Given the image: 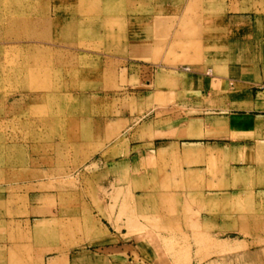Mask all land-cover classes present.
Here are the masks:
<instances>
[{
	"label": "rangeland",
	"instance_id": "obj_1",
	"mask_svg": "<svg viewBox=\"0 0 264 264\" xmlns=\"http://www.w3.org/2000/svg\"><path fill=\"white\" fill-rule=\"evenodd\" d=\"M247 52L264 75V0H0V264L121 231L148 264H264V110L183 79Z\"/></svg>",
	"mask_w": 264,
	"mask_h": 264
},
{
	"label": "crops",
	"instance_id": "obj_2",
	"mask_svg": "<svg viewBox=\"0 0 264 264\" xmlns=\"http://www.w3.org/2000/svg\"><path fill=\"white\" fill-rule=\"evenodd\" d=\"M131 58L135 59L134 64L139 68V70L136 68L138 74L135 75L140 77L147 74L146 83L152 85L157 80V69L154 64L141 59L137 61L136 57ZM247 58H239L240 60L228 62L220 73L213 75L204 73L199 77L197 74H188L183 76V79L188 84L196 83L193 87L196 94H213L220 106L243 108L249 111L259 107L264 110V89L256 95L254 91V86L257 83L264 82V75H262L259 67L258 70L257 67L255 70L249 67V52H247ZM132 63L130 62V67ZM127 68L129 69V67H126V75ZM130 75L133 76L134 73ZM149 75H152V77L155 75V77L150 78ZM161 76H163V72H160L159 77ZM150 92L155 91L151 90ZM112 235L117 236V238L106 240L103 246L96 247L95 250L82 248L73 253L59 252L46 256L43 260L40 259L36 264H148L145 262L146 257L142 254H136L135 238L132 236L126 237L125 232L122 231L119 233L113 232ZM112 235H109V237H114Z\"/></svg>",
	"mask_w": 264,
	"mask_h": 264
}]
</instances>
